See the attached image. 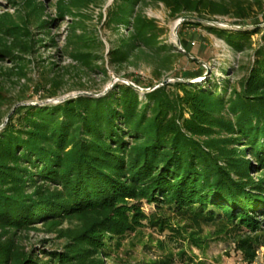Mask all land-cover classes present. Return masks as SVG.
I'll return each mask as SVG.
<instances>
[{
	"label": "trees",
	"instance_id": "1",
	"mask_svg": "<svg viewBox=\"0 0 264 264\" xmlns=\"http://www.w3.org/2000/svg\"><path fill=\"white\" fill-rule=\"evenodd\" d=\"M153 1L162 3L171 17H231L237 23L232 24L251 26L207 30L232 53L251 50L250 37L259 34L253 64L235 85L228 78L219 87L212 81L194 85L181 72L183 82L144 93L143 101L139 91L115 83L100 97L16 108L0 129V264H104L111 243L118 246L126 234L144 226L175 232L171 236L182 232L170 228L168 213L195 227L224 225L242 259L253 261L264 237L258 235L264 226L263 0ZM92 2L57 0L56 13L74 17L64 45L67 57L95 71V40L79 34L81 10ZM140 2L113 0L107 8L108 27L130 29L108 53L109 64L142 59L156 80L149 88L162 83L175 62L199 66L197 59L159 43L161 31L137 11ZM21 7L15 17H0L1 59L17 61L14 52H32L30 26L44 32L50 23L43 20L44 4L24 0ZM256 12L262 14L261 22H254ZM190 23L179 25L178 40L180 29ZM5 37L12 38L10 47ZM131 82L141 87L137 80ZM4 101L0 92V109ZM143 202L153 205L155 213L145 215ZM49 218H80L84 226L65 252L42 261L20 250L15 235ZM243 230L246 234L238 237ZM172 257L168 252L166 259Z\"/></svg>",
	"mask_w": 264,
	"mask_h": 264
},
{
	"label": "rangeland",
	"instance_id": "2",
	"mask_svg": "<svg viewBox=\"0 0 264 264\" xmlns=\"http://www.w3.org/2000/svg\"><path fill=\"white\" fill-rule=\"evenodd\" d=\"M23 1L0 0V17L5 13L13 17L17 16L19 11H22ZM36 2L45 5L43 20L50 23L44 32L30 26L34 50L26 55L14 52V56L19 58L17 61L0 58V92L5 99L0 109V129L16 108L52 107L63 101L75 99L78 94L100 97L113 79H119L116 83L121 84L131 82L132 79L137 80L143 90L149 89L150 84H155L152 68L142 59L134 61L135 64L123 63L118 66L109 64L108 53L117 46L121 36H127L130 31L129 28L120 26L115 32L106 25L107 8L113 0H93L87 9L81 10L83 16L80 18L82 25L79 34L90 36L95 40L93 48L98 57L93 67L96 68L95 71L72 62L64 51L69 34L68 28L74 19L73 15L58 16L57 0H36ZM255 9L257 10L256 7ZM137 11L155 22L161 31L159 43L173 47L178 40L177 32L176 35L173 34L174 25L183 17L191 18L187 21L191 23L180 29L178 41L181 50L197 59L199 66L185 60L175 62L170 72L162 75L161 80L167 83L183 82L180 74L186 72L187 79L184 80L190 84L202 85L212 81L219 87L220 80L228 78L232 85H235L246 76L253 64L254 50L260 44L259 34L250 37L251 50L232 53L221 39L207 30V28L237 30L223 26V24L235 23L231 17L202 18L195 14L171 17L162 3H155L153 0H141ZM256 15L254 22H261L262 14L256 12ZM262 27L263 24L259 28ZM251 29L248 27L241 30ZM50 39H53L54 43H51ZM5 42L6 46L10 47L12 38L5 37ZM225 70L226 75L223 73ZM51 90H55L56 94L48 95ZM221 91L218 89L216 93L220 94ZM139 93L143 101L144 93ZM252 177L258 179L253 173ZM141 209L145 215H151L156 211L153 205H147L145 202L142 203ZM166 218H169L170 228L182 232L171 236L175 232L167 230L160 232L156 227L144 226L126 234L118 242V246L111 243L112 247L108 249L107 257L103 259L104 264H161L162 262L189 264L191 258L193 264H264V237H261L253 261L247 263L242 259L240 252L235 250L236 241L225 235L227 228L224 225L195 227L175 216L171 217L169 213ZM51 220L49 218L46 223H35L27 230L17 231L15 235L17 247L42 261L48 259V254L65 252V247L72 242L73 236L84 226V221L80 218L57 219L56 222ZM261 228L262 231H259L258 235H264V226L262 225ZM237 233L240 234L238 237H241L246 231ZM162 244L166 247L163 251L158 246ZM168 252L173 253L172 260L169 261L166 259ZM181 252H184L183 257L179 256Z\"/></svg>",
	"mask_w": 264,
	"mask_h": 264
},
{
	"label": "water",
	"instance_id": "3",
	"mask_svg": "<svg viewBox=\"0 0 264 264\" xmlns=\"http://www.w3.org/2000/svg\"><path fill=\"white\" fill-rule=\"evenodd\" d=\"M190 19H191L190 17H183V18L179 19V20L176 22V24L174 25V28H173V34L176 35L177 29H178L179 25H180L182 22H184V21H188V20H190ZM213 24H215V23H213ZM223 26H224V27H228V28H234V29H237V30H241V29H244V28L251 27V26H239V25H235V24H225V25L223 24ZM256 27H259V26H256ZM251 28H252V27H251ZM175 47L178 48V50H179L180 52L186 54L189 58L192 59V56H190L188 53H185V51L181 50V48H180V43H179L178 40H176ZM197 61H198V60H197ZM118 81H119V79H113V80L111 81V83L107 86V88L104 90V92L102 93V96L105 95V94H106V93H107V92L113 87V85H114L116 82H118ZM122 82H123V81H122ZM125 84L128 85V86H130V87H132V88H134L136 91H139V92H142V93H146V92H151V91H153L154 89L158 88L159 86H163V85L167 84V81H163L162 83H160V84H158V85H156V86H154V87H152V88H149V89H147V90H143V89H141L140 87L136 86L135 84H133V83H131V82H128V83H125ZM82 95H87V94H78V95L76 96V98H77V97H80V96H82ZM87 96H88V95H87ZM63 102H64V101H63ZM7 119H8V117H7Z\"/></svg>",
	"mask_w": 264,
	"mask_h": 264
}]
</instances>
